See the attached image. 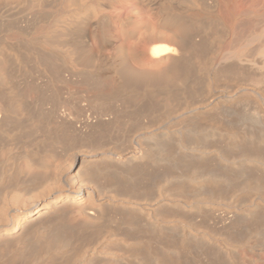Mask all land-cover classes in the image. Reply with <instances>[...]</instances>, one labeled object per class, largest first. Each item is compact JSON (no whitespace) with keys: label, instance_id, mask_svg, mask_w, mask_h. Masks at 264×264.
<instances>
[{"label":"bare ground","instance_id":"bare-ground-1","mask_svg":"<svg viewBox=\"0 0 264 264\" xmlns=\"http://www.w3.org/2000/svg\"><path fill=\"white\" fill-rule=\"evenodd\" d=\"M10 1L25 4L27 10L22 17L3 20V25L1 23L3 26L1 34L5 36L3 35L0 40V186L8 179V184L14 188L0 197L4 202L0 209V243L6 247L12 242L17 245L16 241L20 243L24 235L32 230L33 232L26 237L32 234L34 239L25 237L28 242L26 248L32 249H29L32 254V251L44 243L46 244L43 245L44 248L40 246L39 249L59 254L67 251L73 240L76 241V234L82 232L85 234L96 228H106L112 223L115 224L116 220L108 216L110 215L108 211L114 213L117 211L118 198L124 196L131 198L127 193L129 195L134 193L131 192L130 186L136 188L135 185L138 183L134 182H139L136 179L139 167L141 169L142 162L148 161L150 152L147 151L149 153L147 154L142 148L143 154L140 157L135 155L125 157L117 155L119 153L109 152L100 160L104 165L101 168L99 163L98 167L97 164H93L94 160L90 161L92 156L86 151L81 150L79 153L82 155L78 158L71 156L74 148H71L72 144L83 145L84 142L89 148L97 144L99 146V143L113 140L117 135L119 136L117 138L128 136L126 134H129L128 132H131L138 122L140 124V121L143 122L141 127L146 126L144 119L146 120L156 109V106H153L154 99L158 98H155V93L164 92L159 93L163 95L161 99L168 100L174 91L170 83L174 84L178 80L187 91L192 85L189 83L191 77L203 74L207 76V72L213 71L214 78L218 81L219 79L244 81L245 87L242 90L237 89L247 92L245 94L248 92L253 94L264 107V42L261 41L251 56L248 55L249 51L248 54L235 52L238 47L246 48L254 41L264 39V0H223L222 7L225 11L223 13H226L227 20L222 23L220 35L212 41L204 38L201 28L215 25L213 23L215 19L211 20L208 14L200 16L196 12L198 0ZM212 1L215 4V1ZM125 2H129L140 14L137 21L129 14V7ZM237 4L242 8L247 5L249 7L236 10ZM117 5L121 10L116 13V17L108 19L106 12L117 8ZM93 18H96V21ZM116 26L122 29L120 39L115 35ZM94 42L97 46L95 52L90 49ZM126 42L130 44H127L128 51L125 50L128 46L125 49L123 46ZM208 42L218 45L225 43L226 46L220 63L214 69L209 59L206 61L204 58L209 48ZM106 46L114 49L113 57L106 58L100 54ZM168 85H172V88ZM167 90L171 92L168 93ZM173 96L177 95L174 93ZM251 118L259 127V131L257 130L259 133L255 132L258 134L257 137L250 136V140L259 141L260 147L257 152L264 157V110L253 114ZM128 137L126 141V137L122 141L129 142ZM133 137L131 135V140L135 138ZM136 138H140L138 141L144 146L141 140L144 137L141 138L139 135ZM13 144L24 145L22 154L24 153L27 158L24 157L28 164L25 165V171L22 169L19 171L17 165L10 162L9 154ZM120 144H117V147ZM136 145L141 148L139 144ZM98 148L97 150L101 149ZM244 151L247 152V149L244 148ZM23 177L26 178L24 181ZM120 210L118 215L122 213ZM126 210L128 213V208ZM131 215H128L130 219L122 216L124 221L122 225H128L126 230L123 229L126 233L122 234V245L132 250L141 249L145 242H142L143 238L134 241V237L138 235L136 233L137 235L133 236L134 231L139 223L132 227L137 222L134 223L135 218H131L135 215ZM107 216L110 219H107ZM158 224L147 222L141 226L149 228L151 233L157 229L166 231ZM138 233L141 232L138 230ZM176 234H179L180 238L183 237L179 232ZM189 234L191 236V233ZM112 242L99 245L100 256L96 253L97 260L103 259L104 256L107 258L106 264L120 262L121 259L110 251L112 245L114 246ZM36 250L34 256L38 259L37 254L42 250H38L39 252ZM148 257L146 255L143 259L140 257L139 264H149ZM161 259L153 258L154 264H167L166 260L163 262ZM188 264L197 262L189 261Z\"/></svg>","mask_w":264,"mask_h":264},{"label":"rangeland","instance_id":"rangeland-1","mask_svg":"<svg viewBox=\"0 0 264 264\" xmlns=\"http://www.w3.org/2000/svg\"><path fill=\"white\" fill-rule=\"evenodd\" d=\"M214 1L215 4H213L214 2L212 0H198L197 7H195L196 12L200 16L208 14L207 16H209L211 20H216L213 22L215 25H206L201 28V33L205 37L202 36L209 41H212L220 35L222 23L227 20L226 13H223L225 12L222 7L223 0ZM19 3V1L9 2V0H0V40L3 35L5 36V34H1V28L3 27L2 25L4 21L7 19L13 20L15 17L20 18L26 13L27 6L25 4L20 5ZM125 3H127L126 5L129 7V14L137 21L140 18V14L130 6L129 2ZM238 5L239 4L236 5V10L249 7V5H247L242 8V6ZM237 6L240 8L237 9ZM120 10L119 5H117V8L108 10V12H106L107 18L116 17V13ZM93 19L96 21V18ZM119 28L120 26H116L115 35L120 39V37H122V29ZM263 40L254 41L246 48L238 47L235 49V52L237 54H248L250 52L248 55L251 56V53L254 54L255 48L264 42ZM129 42L123 43L124 45L122 44L124 49L130 45ZM92 44L90 49L92 48L93 52L97 51L95 42ZM209 44H211V42H208L207 44L209 48L207 49V54L204 55V58L206 61L209 59V63L213 65L214 69L220 63L226 46L225 43L219 45L216 43L211 44L212 46H210L212 48H210ZM128 49L129 46L125 50L128 51ZM113 50L112 47L110 48L106 46L100 54L106 58H110L115 55V51ZM257 60L259 61V59ZM257 60L255 59V61ZM213 74V71H211L207 72V76L206 74H203L197 76L198 78L196 76H194V78L191 77L193 82L192 80H189V83L192 85L187 88V91L186 88L183 87V84L178 80V82L175 81L174 84L170 83L173 86L168 85V87H173L172 91H174L171 93V97H169L168 100L165 99L166 101L161 99L163 95H160L164 92L157 91L158 94L160 93L159 96L155 93V98L158 97L153 101V106H156L155 112L148 115V122H146L147 119H144L145 123H147H144V125L147 127H141L143 122L140 121V124H138L139 122L136 124L139 125L140 128L135 125V128L133 127L132 131L130 130L132 133L128 132L132 137L135 134V138L139 135L141 138L143 136L144 138L141 140L144 142L145 147L143 146V143H139L138 139L140 140V138L135 139L133 137L134 139L131 140V135L129 134H126L129 137L124 136L126 139L124 137L121 138V136L120 138H117L119 137L117 135L113 140L111 139L112 141L110 139L109 141L104 140L101 142L102 145L99 143V146H97L98 144L96 146H91L90 148L94 147L91 149L93 151H89L90 148L87 147L88 144L84 145V142L83 145H79V143H74L75 145L72 144L71 148L74 147V150L72 149L70 153L71 156L78 158L82 155L79 153L81 150L86 151L89 156H92L90 161L93 162L94 160L93 164H97L98 166L99 163L100 167L104 166L100 160L109 152L114 154L119 153L117 154L119 156L135 155L136 157H140L143 154H141L142 148L146 150V152H150V155L148 156L149 158L147 159L149 162L143 161V168L141 167L140 169L139 167L140 171L138 170L139 175H137L136 179L137 181L139 180L140 183L134 182V184L138 183L135 185L137 189L130 186L131 192L134 191L135 195H133L134 193H131L132 196L126 192L128 196H131V198L129 197L131 201L128 198H125L126 196L123 197L124 199L120 197L121 199H117L119 204L117 209L118 212L116 211L114 213L111 210L108 211V213L110 212V215L108 214V216L110 218L114 217L111 219L114 221L116 220L115 224L112 223L111 226L109 225L106 228H101L102 230L96 228V230H91L92 232H86V235L83 232V234H76V241L74 242L73 240L72 242L73 246L70 245L66 249L67 251H63L59 254L43 251L42 249L46 245L45 243V245L43 244L44 246L39 245V247L41 246L42 248L43 246V248L39 249V247H35L39 251L42 250L39 252L35 249L39 252L37 254L38 259L37 256H34V254L37 253L35 250L32 251V254L30 251L32 249L28 247L26 248L28 245L26 236L33 232L31 230V232L24 235V238H22L24 240L21 239L22 241L20 240V243H18L19 241H16L17 245L15 242H12L11 244H7L6 247L4 244L0 243V264H41L40 262H42V264H106L107 262H105V259L107 258H104V256L103 259L98 258L99 260H97V256H100L98 253V251L100 252L99 245L101 243H110L112 241L114 246L112 245L110 251L122 260H120V264H139L141 259L145 258V255L147 257L149 255V264H154L155 261L153 258L156 259L159 257L160 259L162 257L164 261L161 260L163 262L166 260L165 263L167 264H176V262L177 264H188L189 261H196L197 264H264V157L257 152L259 151L258 147H260V144L258 143L259 141L257 142V139L254 141L250 140V136L257 137L256 135L258 134L256 133H259V127L253 121L254 119H252L251 116L257 112H262L264 107L256 100V97L253 94H250L249 92L248 94H245L247 92L241 91L243 87H245L244 81L240 79H221L222 81L219 79L218 81L214 78ZM213 79H215V82H213ZM177 86L179 88H177ZM175 88L177 89L176 91ZM181 88H183L184 92H181L183 91ZM237 88H240L241 90H238ZM170 90H167V92L169 93ZM174 93L177 95L176 97L173 96ZM179 93L182 97H180ZM186 93H189V95ZM173 111L175 112L173 113ZM151 117L154 119H151ZM137 131L138 133H135ZM235 135H237V137ZM145 136L147 137V140ZM127 137L129 142L126 143L125 141L127 140ZM124 139L125 141H122ZM120 143H123V145ZM117 144L120 145L117 147ZM136 144H139L141 148ZM14 145L15 144L11 147L12 149L9 154L11 161H9L16 164V168L19 171H21V169L22 171H25V165L27 166L28 164H26L27 158L24 153L22 154L24 145L16 144L15 147ZM159 145L163 146L160 147ZM242 146L245 150L247 149L248 153L244 151ZM254 146H256L257 149ZM97 147H99L98 149L101 147V151L97 150ZM113 150L116 151L114 152ZM256 153H258V155ZM147 154L149 153L147 152ZM259 156L262 157L260 158ZM11 157L13 159H11ZM139 163L137 164L139 165ZM143 163H145L146 166L145 164L143 165ZM17 169H15V171ZM24 173L25 172H23V174ZM25 179L26 178L21 180L24 181ZM7 181L8 179L5 180V186H0V197L14 189L11 188L9 185L10 183L8 184ZM104 186L106 185L104 184ZM5 190L7 191L4 192ZM129 191L130 189H128V192ZM3 205L4 202L1 200L0 209ZM133 207H135L136 210L133 209ZM125 208H128V213ZM119 209H121L120 211L122 212H120V215H118ZM129 209L133 210L130 211ZM127 214H132L131 216L135 215L131 218H135L136 220L133 219V221L134 223L135 221L137 223L132 225V227H135L139 223L136 226V231H134L135 234L133 236L137 234L140 236H136L138 239L134 237V241H139V238H143V241L142 239L141 241L145 242L141 249L135 248L136 251L132 250V248L129 249L128 246L125 247L124 244L122 245L121 241L122 234L126 233L124 230L128 227L126 223L124 224L127 226L122 225L124 222L122 221L123 217L125 218L126 216L130 219ZM109 217L107 219H110ZM139 220L141 222H139ZM147 222H154V224L159 223L160 225H158L164 230L166 229V231H158L159 229H157L155 230V232L157 231L156 233H151L149 228L141 226L145 225ZM138 230L141 233H138ZM177 232H179L181 236L183 234V237L180 238L178 236L179 234H176ZM147 233L151 234L148 235ZM188 233H191V236L190 234L188 235ZM111 234L114 236H110ZM29 236L34 239L32 234ZM188 236H190V238ZM30 237L28 238L30 239ZM192 237H195L196 239ZM110 238L114 239L112 240ZM148 239L150 241H148ZM124 249H129V251L127 250L126 252ZM130 250L133 252L131 253ZM25 251L29 252V254ZM137 251L139 253H137ZM128 252H130L131 255ZM140 257L141 259H139Z\"/></svg>","mask_w":264,"mask_h":264}]
</instances>
